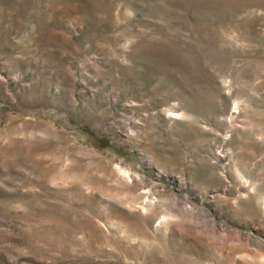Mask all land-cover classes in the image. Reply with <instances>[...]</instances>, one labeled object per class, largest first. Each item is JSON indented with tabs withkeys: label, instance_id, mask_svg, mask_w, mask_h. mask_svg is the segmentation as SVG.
<instances>
[{
	"label": "rangeland",
	"instance_id": "1",
	"mask_svg": "<svg viewBox=\"0 0 264 264\" xmlns=\"http://www.w3.org/2000/svg\"><path fill=\"white\" fill-rule=\"evenodd\" d=\"M0 264H264V0H0Z\"/></svg>",
	"mask_w": 264,
	"mask_h": 264
}]
</instances>
